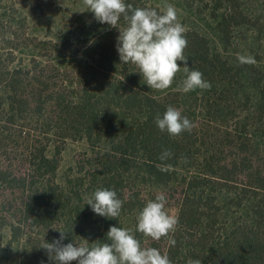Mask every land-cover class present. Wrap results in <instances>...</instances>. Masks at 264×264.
<instances>
[{
    "label": "rangeland",
    "instance_id": "obj_1",
    "mask_svg": "<svg viewBox=\"0 0 264 264\" xmlns=\"http://www.w3.org/2000/svg\"><path fill=\"white\" fill-rule=\"evenodd\" d=\"M125 3L134 8L155 7L158 12L165 3L173 4L186 32L204 37L211 58L220 57V65L226 68L217 70L209 79L203 77L216 88L209 94L202 90L203 94L187 99L191 91H176L185 78L183 71L176 74L167 90H156L158 98L169 99L175 108H188V119L193 124L190 133L198 142L196 148L201 164H197V168H204L203 161L206 158L210 161L215 149L236 150V143L229 134L232 131L226 125L227 119L221 121L209 116L205 107L207 100L222 102L224 111L220 110L216 115L231 117L233 128L238 125L236 120L239 117L233 112L236 108L242 109L238 113L241 119L248 115L250 120L263 118L264 125V116L254 113V104L262 97L261 91L264 92V0H125ZM81 8L82 0H0V169L8 176L7 181L0 180V214L6 218L4 223L0 222V262L5 255L8 264H54L40 248L45 241L59 238V231L53 228L69 233L63 243H87L89 246L96 244L101 229L100 215L85 202L96 186L88 177L92 168H97L102 162L100 157L113 148L106 138L121 131L120 117L117 116L121 104L105 94L109 89L107 81L118 82L121 72L125 82L134 86L126 74L130 78L138 73V69L131 63H120V60L116 67L110 64L102 67L95 60L90 66L87 61L100 55V44L105 45L107 53H115L119 58L116 49L119 32L96 21L92 12H79ZM120 25L126 26L123 17ZM239 55L253 56L256 64L241 65L237 59ZM77 70H82V75L76 73ZM69 79L75 84L72 85ZM81 80L88 81V86L81 88L92 87L96 95L97 87H106L97 95L99 98L105 96L104 103L112 106L108 109L111 114L108 125L99 127L96 132V137L101 135V140L90 141L76 131L62 127L65 126L62 120L67 118L62 114L65 115L66 110L57 109V102L65 100L67 103L74 98L78 91L75 86ZM12 81L19 84L17 98L22 101L16 104L15 111L6 103L14 90L10 87ZM248 106L252 111H248ZM261 148L264 149V145ZM43 151L52 163L43 165L42 170L35 169L41 164L40 153ZM256 158L259 160L257 165L264 166V158ZM53 165L56 166L57 182L66 195L76 199V204L55 205L37 216V209L29 206L28 200L44 191L46 181L40 179L39 172L49 170ZM261 170L264 175V167ZM24 172L29 174L24 187H19ZM10 173L14 174L11 176ZM129 173L134 180L131 179L127 188V197L136 196L137 200L147 203L158 193H163L167 198L165 210L179 217L178 202L185 190L179 180L164 185L163 179H159L158 184L141 181L143 174L149 176L144 169L131 167ZM246 178L248 181V173ZM77 192L81 195L76 197ZM257 192L262 193L261 190ZM8 201L12 202L11 205ZM134 213L139 214L138 211ZM195 215L200 214L196 212ZM129 221L131 219L127 223ZM130 224L132 227L128 229L133 230L142 247H155L163 254L166 243L162 238L154 241L135 231L137 220ZM195 232L191 230L190 234ZM201 235L199 233L194 238ZM193 260L202 262L189 256V262Z\"/></svg>",
    "mask_w": 264,
    "mask_h": 264
},
{
    "label": "trees",
    "instance_id": "obj_2",
    "mask_svg": "<svg viewBox=\"0 0 264 264\" xmlns=\"http://www.w3.org/2000/svg\"><path fill=\"white\" fill-rule=\"evenodd\" d=\"M185 35L188 43L184 54L188 58L189 70H198L208 79L215 75L217 70H226L220 65V57L211 58L210 47L204 37L194 32H186ZM100 47V55H95L91 61H87L90 66L92 67L91 62L95 60L102 67L108 64L116 67L120 58H117L115 53H107L108 49L105 45L100 44ZM78 72L79 75L83 73L82 70H77L76 73ZM121 74L120 72L121 80L118 82L107 81L109 89L105 92L112 99L119 100L121 104L117 109L121 131L108 135L106 140L113 145V148L107 155L100 157L102 162L97 168H92L88 177L96 185L92 193L104 188L114 190L119 195L118 198L123 201V206L118 218L109 219L100 216L98 221L102 224L95 242H108L106 233L110 226L132 227L130 223L132 221L136 223L137 220V213L134 212H140L146 205V202L137 200L136 196H126L130 181L134 180L129 173L130 168L136 167L144 169L149 174V176L143 174L140 179L143 182L151 181L158 184L159 179H163L164 185H168L174 180H179L185 189L178 202L180 215L177 228L174 233H170V237L176 241L175 246L169 245L168 238H162L166 243L163 254H167L171 264H190L189 256L201 259L200 264H264V175L261 170L264 166L257 165L259 160L256 158L257 156L264 158L262 155L264 149L261 148L264 145L263 118L250 120L251 116L248 115L241 119L238 113L242 109L236 108L233 112L239 117L236 120L238 125L233 128L231 117L216 115L218 111H224L221 109L222 102L211 103L207 100L208 104L205 107L209 116L213 115L215 119L221 121L227 119L226 125L232 131L229 134L236 143V150L215 149L214 153H211L210 161L206 158L203 161L204 168L200 169L197 168V164H201L196 148L198 142L193 134L184 131L177 137H171L156 126V116L159 114L162 117L169 105L174 107L173 103L164 97L158 98L156 90L149 89L139 73H135L130 78L126 74L127 79L131 80L134 86L128 85L125 79L122 80ZM69 81L72 85L75 84L73 80L69 79ZM10 85L14 90H11L10 96L7 97L8 101L5 102L15 111L16 104L22 102L17 98L19 84L12 81ZM82 86H88V81L81 80L78 86H75L78 87V91L69 102L65 103V100L57 102V109L66 110L65 115L62 114L67 117L62 120L65 124L62 127L76 131L87 140H101V135L99 134L97 138L96 132L99 127L108 125V118L111 117L108 109H112V106L104 103L105 96L99 98L97 95L106 87L104 85L102 89L97 87L96 95L92 87L90 92V89H82ZM210 90L216 88L211 86L204 92L209 94ZM261 93L262 97L254 104L256 108L254 113L264 116V92ZM200 94H203L202 90L196 89L186 98ZM225 106L231 107L228 104ZM247 109L252 111L250 106ZM179 110L183 116L189 117L188 108L184 106ZM109 127H112V124ZM165 150H170L172 156L161 160L160 155ZM40 154L41 164L35 168L38 170H42L43 165L52 163L46 151ZM164 166H170L172 171H160V167ZM51 167L49 170L39 172L40 179L46 181L44 191L28 200V205L37 209V216L49 211L55 205L61 207L66 204H76V199L66 195L64 188L57 182L54 175L56 166ZM249 169L253 172L251 173ZM48 171H52V174H47ZM24 173L19 187H24L26 183L29 173ZM247 173L248 181H246ZM13 174L10 173L11 176ZM33 175L34 173L31 176ZM153 176L155 180L152 179ZM7 179L6 171L0 169V180L7 181ZM258 190L262 193L257 192ZM80 195V192L76 193V197ZM11 203L8 201L9 205ZM196 212L200 215H195ZM130 214L134 216L130 218ZM5 219L0 214V222L4 223ZM129 219L131 221L127 223ZM191 230L196 232L190 234ZM199 233L202 235L195 239L194 236ZM184 258L188 260L184 261ZM0 264H8L7 256L2 257Z\"/></svg>",
    "mask_w": 264,
    "mask_h": 264
},
{
    "label": "clouds",
    "instance_id": "obj_3",
    "mask_svg": "<svg viewBox=\"0 0 264 264\" xmlns=\"http://www.w3.org/2000/svg\"><path fill=\"white\" fill-rule=\"evenodd\" d=\"M83 8L79 12L90 11L101 24L118 29L116 49L120 63H131L149 89L167 90L174 82L176 74L183 71L186 75L176 91L188 93L196 89L208 90L210 82L203 78L198 70H189L188 58L184 54L187 47V29L178 19L175 6L165 3L160 11L157 8L133 7L125 0H82ZM123 17L126 26L120 25ZM241 65H255L256 60L251 55L237 57ZM181 65H184L181 68ZM124 77L122 78V80ZM127 123V121H126ZM155 123L161 132H167L171 137H177L184 131H191L192 122L181 114V111L169 105L162 117L158 114ZM172 156L170 150L161 153L160 159L166 160ZM160 171H172L170 166L160 167ZM167 198L158 193L154 200H149L137 215L135 231L154 241L168 238L170 246L176 241L170 237L178 224V217L165 210ZM85 204L91 210L105 218H118L123 201L117 197L114 190L97 189L86 198ZM59 231L58 239L45 241L40 248L46 251L48 260L54 264H171L167 254H162L155 247H142L132 229L110 226L105 243L89 246L87 243H63L69 234ZM190 264H200L190 261Z\"/></svg>",
    "mask_w": 264,
    "mask_h": 264
}]
</instances>
